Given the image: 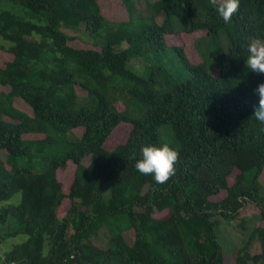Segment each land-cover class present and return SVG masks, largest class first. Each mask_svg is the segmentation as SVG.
I'll return each instance as SVG.
<instances>
[{
    "label": "trees",
    "instance_id": "trees-1",
    "mask_svg": "<svg viewBox=\"0 0 264 264\" xmlns=\"http://www.w3.org/2000/svg\"><path fill=\"white\" fill-rule=\"evenodd\" d=\"M9 1L33 18L0 12V203L21 196L0 207V264H225L216 229L238 221L244 230L247 206L263 224L237 264L264 260V124L253 116L264 74L244 75L248 42L264 39V0H238L229 23L213 0H156L163 21L138 25L134 0H118L125 18L107 16L101 0ZM183 12L190 26L179 32ZM223 35L228 48L210 55L206 39ZM163 55L173 63L147 75L131 66ZM163 126L178 158L157 183L135 162L141 146L165 144ZM122 128L125 141L109 149Z\"/></svg>",
    "mask_w": 264,
    "mask_h": 264
},
{
    "label": "rangeland",
    "instance_id": "rangeland-1",
    "mask_svg": "<svg viewBox=\"0 0 264 264\" xmlns=\"http://www.w3.org/2000/svg\"><path fill=\"white\" fill-rule=\"evenodd\" d=\"M134 1L136 3L135 16H136V20L138 21L137 25L141 24L142 22H145V21H148V20H151V19L157 17V16L156 17L154 16V12H152V10H151V5L156 0H134ZM119 3L121 6L120 11L114 9L115 5H117ZM101 4L103 5L104 9L106 10L105 13L107 14V16L119 15V18H125L128 16L126 14L124 6L121 4V2H118V0H101ZM2 10H12V11L16 12L17 14H21V15H25L29 18H33L32 14L26 12L20 6L13 5L9 0H1L0 1V12ZM157 21L162 22L163 16L157 17ZM173 21H174V25L176 27V30L179 32H184L190 26L189 15L187 12H183V13L175 16L173 18ZM72 33L74 35H78L79 37L87 39L88 41H86V42H88L89 44H91V45L94 44L92 41V38L84 36L85 35L84 33L81 32V33L77 34L74 32H70V34H72ZM200 36H202V35H197L196 37L194 36L190 39H193L196 42L199 38H201ZM181 38L186 40L189 37L187 36V34L182 33ZM187 41L189 42L190 40L187 39ZM0 43H3L5 45L8 44L7 42L2 40L1 38H0ZM206 43H207L206 47L209 48V50H210V55H213V53L215 52V49L212 45H215L217 47L221 46L222 48H225V49H227L228 45H229L228 40L225 37V35L221 36L216 41H210V39H208V40L206 39ZM82 46L89 47L90 45L84 43ZM169 52H171V51H169ZM192 52H193L194 56H198L194 49H192ZM199 58H200V60L204 59V57H203V59H202V57H199ZM160 63H166L168 65H171L173 63V60L171 57H167L164 55L160 56L158 58L153 56L150 59V61H148V62L145 59L133 58L131 61V66L140 74L147 75L150 70H152L155 66L159 65ZM250 73L251 72H249L246 69L244 72V75L247 76ZM125 85L131 86L130 84H127V83ZM18 106H19V108L26 111L27 113L32 114L31 108L26 103H23V102L18 103ZM169 129L170 128L167 126L161 127L159 129L160 137H161L162 141H164L168 145L176 147V142L172 138V134L170 133ZM73 133L75 135H79L81 133V131L75 130ZM128 133H129V128L119 129L118 131L115 132L113 137L109 140L107 147L109 149H113L117 144L124 142ZM64 138H71V136H64ZM2 157L3 156L0 155V158H2ZM87 161H89V160H87ZM25 164H28V162L26 160L19 161V165H25ZM261 185H262L261 193H262V196L264 199V174L262 175V178H261ZM105 196L106 197L110 196V193L108 190H106ZM20 198H21V196L17 195L10 201L0 203V207L5 205V204H8V203H18L20 201ZM263 203H264V201H263ZM258 215H259V210L255 206H247L245 209H243L242 216L247 219L246 228L244 230L239 226L238 221H221L220 222V225L216 229V233H217L218 242L222 248L225 264H237L238 255L240 254L241 249L244 247V245L247 243V241L252 236V232L254 230V227L257 224L258 225L263 224L262 222L259 221ZM127 237H128L130 242L133 241L132 238H134V237H133V234L131 232L127 234ZM108 238H109L108 230L106 227H104L100 230L99 236L96 238V242H97V244L105 245L108 241ZM196 242L199 245L204 246V248L206 250L208 249L207 245L204 244L202 239H197ZM3 250H5V249H3ZM248 250L250 251V253L252 255H256V254H259L261 252L260 243H259V240L257 238L256 239L254 238L251 241ZM248 264H264V260L248 261Z\"/></svg>",
    "mask_w": 264,
    "mask_h": 264
},
{
    "label": "clouds",
    "instance_id": "clouds-1",
    "mask_svg": "<svg viewBox=\"0 0 264 264\" xmlns=\"http://www.w3.org/2000/svg\"><path fill=\"white\" fill-rule=\"evenodd\" d=\"M212 6L218 17L229 23L237 11L238 0H213ZM244 63L249 72L264 74V39H251L248 42ZM253 95L258 97L253 116L264 124V83L253 89ZM177 158L178 152L167 143L160 146L146 144L140 148V158L136 160L135 168L141 174H151L157 183H164L174 174Z\"/></svg>",
    "mask_w": 264,
    "mask_h": 264
},
{
    "label": "built area",
    "instance_id": "built-area-1",
    "mask_svg": "<svg viewBox=\"0 0 264 264\" xmlns=\"http://www.w3.org/2000/svg\"><path fill=\"white\" fill-rule=\"evenodd\" d=\"M6 264H22V263H19V262H16V261H11V262H8Z\"/></svg>",
    "mask_w": 264,
    "mask_h": 264
}]
</instances>
